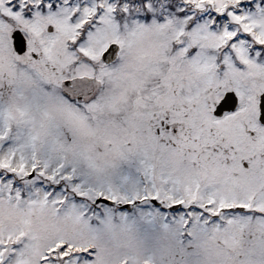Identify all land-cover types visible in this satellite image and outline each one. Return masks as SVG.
<instances>
[{
	"label": "snow or ice",
	"instance_id": "obj_1",
	"mask_svg": "<svg viewBox=\"0 0 264 264\" xmlns=\"http://www.w3.org/2000/svg\"><path fill=\"white\" fill-rule=\"evenodd\" d=\"M0 264H264V0H0Z\"/></svg>",
	"mask_w": 264,
	"mask_h": 264
}]
</instances>
